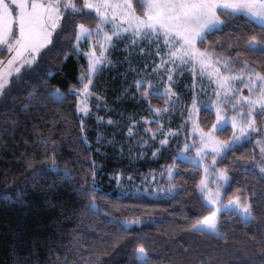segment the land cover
<instances>
[{
    "label": "trees",
    "instance_id": "1",
    "mask_svg": "<svg viewBox=\"0 0 264 264\" xmlns=\"http://www.w3.org/2000/svg\"><path fill=\"white\" fill-rule=\"evenodd\" d=\"M89 11L91 18L77 16L74 23L94 27L96 13ZM225 15L228 22L210 31L198 46H209L216 53L213 57L227 58L235 70H243L247 61L264 74V52L245 44L253 36L264 39L260 27L242 13L233 16L227 10ZM74 42L73 30L60 32L38 63L12 74L0 99V264H53L66 254L69 261L79 259L81 264H141L135 254L140 244L148 251L149 264H252L253 257L260 264L256 239L264 233V179L254 166L256 149L251 140L233 145L216 165L229 175L221 189L224 202L241 195L252 208L253 219L245 223L238 213L223 210L219 234L191 230L213 208L201 206L203 197L197 189L201 168L174 159V145L180 139L172 137L175 143L155 154L152 145L142 152L135 145L130 153L124 144L132 139L134 121L138 127L142 118L153 115L150 108L168 104L163 95L141 99L144 88L137 89L136 79L142 55L135 44L126 49V42L119 40L109 48L111 63L95 75L87 113L76 111V95L59 102L45 95L56 88L64 92L70 86L83 87L78 77L86 71L87 61L73 50ZM87 82L85 78L83 83ZM176 92L181 103L172 112L177 113L175 120H163L167 127L179 126L192 95L191 89L180 85ZM197 118L200 128L208 131L215 114L201 105ZM156 124L151 121L150 126ZM232 134L228 125L214 132L223 140ZM41 138L57 142L58 166L66 167L71 176L47 167L51 160H44L45 148L36 144ZM173 164V179L147 184L150 175ZM93 172L98 190L88 187ZM169 183L177 190L159 191ZM90 201L96 210L89 208ZM123 220L143 222L125 228L116 223Z\"/></svg>",
    "mask_w": 264,
    "mask_h": 264
},
{
    "label": "snow or ice",
    "instance_id": "2",
    "mask_svg": "<svg viewBox=\"0 0 264 264\" xmlns=\"http://www.w3.org/2000/svg\"><path fill=\"white\" fill-rule=\"evenodd\" d=\"M137 8L140 9V15L137 14ZM109 9H111L110 22L113 25L114 31L106 32L102 30V25L109 21ZM89 10H94L96 13L97 23L95 28L86 27L83 23H74L77 16H82L85 19L91 18ZM223 10V11H222ZM227 10H231L234 16L237 12H243L245 16H251L256 24L260 27L264 34V0H137L134 5L133 0H83V3H77L76 0H0V49L6 48L8 52L7 63L0 59V99L5 94L6 88L10 86V77L13 73H20L26 65L38 63V57L43 55L48 46L53 45L56 36L60 32L73 30L75 33V43L72 45L73 50L79 53V43L82 37H87L89 40V50L84 53L87 57V68L78 77V82L83 84L81 89H76L70 86L66 91L62 92L59 88L46 92L45 95L62 101L66 95L80 96L89 95V88L92 86L95 75L99 72L105 63H111L107 60L105 54L115 37L119 36L121 31L131 32L133 34L132 44L136 42V37L146 36L151 43L156 45L155 55L159 58L160 63L156 65V70L167 68L169 64L175 65L179 62V66L183 67L187 64H192L193 68L199 63L201 69L208 64V58L216 55L215 52L209 51V46L204 49L198 47L210 33V31L218 30V26L228 22L229 17L225 15ZM117 17L119 19L117 20ZM126 27L121 28V25ZM102 33V37H101ZM96 35L93 40L92 36ZM163 37V44L160 39ZM246 46L255 50L257 45L260 46V51L264 52V39L257 40L255 36L245 41ZM99 46V54L95 50V46ZM131 46V45H130ZM221 47L222 45H217ZM67 55V54H66ZM221 61L227 63L230 61L227 58H221ZM155 63V61H153ZM244 69L241 72L248 71L249 75V95L238 96L237 101L246 103V111L241 108L238 115L248 117L247 121L237 119L234 115L231 117V126L233 129L232 136L227 141H221L212 135V132L219 129L227 120L226 116H222V109L216 107V121L213 128L209 129L207 134L201 132L200 144L201 147L196 148V156L200 158V164L204 168L205 176L197 184V189L201 193L202 207H211L214 210L210 211L202 219L197 220L190 226L193 231L208 230V234L218 233L217 215L221 210L238 211L240 217L245 223L253 219L252 208L249 204H240V197L229 199L226 203L223 200L221 189L224 182L229 180L228 171L225 169H216L217 180L213 181L217 187L215 191L208 190V173L210 168H214L216 163H219L218 157H222L228 150L232 148L238 141L249 134L251 129L256 127L254 119H252L253 110L258 106L261 111H264V74L251 68L247 61H244ZM131 70V69H129ZM169 73L168 80L164 81L161 77V83L165 84L163 91L152 92L153 84L141 78L136 81L137 89L143 87L144 91L140 93L141 99H149L151 95H163L170 98H176L172 92L170 85L172 84V73L175 68H167ZM146 72V70H145ZM153 73H147L149 75ZM254 73V75H253ZM210 76L215 77V82L225 92L229 91V85L235 79L233 76L221 75L218 71L210 73ZM87 78L88 83H83ZM252 85H258L259 93L253 99V93L256 88ZM34 94L30 93V97ZM219 96V91H217ZM135 99V94H133ZM169 101H166L167 104ZM81 101H77V112L87 113V106L81 107ZM220 101H213L214 105H218ZM240 106L239 103L234 107ZM150 111L159 114L164 109L156 108L149 109ZM188 119H191L189 117ZM111 123V121H109ZM196 128L199 125L193 121ZM136 122H133L135 126ZM147 131V130H146ZM163 129H158L157 132H162ZM157 133H154V135ZM167 137L168 133H163ZM161 145L168 143V140H161ZM37 146H44V160H51V164L47 167L56 172H62L64 176H71L72 173L65 167L60 169L57 163L58 153L55 151L57 142L49 141L47 138H41L36 141ZM192 146H195V141ZM189 146L185 145L187 149ZM53 150L49 155L47 149ZM211 149L212 161L208 165L205 162V156L208 155L207 149ZM155 154V153H154ZM180 159H192L187 157L183 152L177 154ZM176 157H174L175 159ZM264 164V161H262ZM92 167H95L92 162ZM175 165H170L167 169L169 180L174 178ZM261 178L264 179V166L260 167ZM88 187L98 190L95 183V172H93V181ZM177 190V186L169 183L164 189L159 191L171 192ZM86 194V193H85ZM89 208L96 210L95 202H89ZM141 220L133 221H116L122 227H129L132 224L142 223ZM256 243L260 245L259 257L260 264H264V233L259 234ZM135 254L141 264H149L148 251L145 245H137ZM53 264H81V260L73 259L69 261L67 254L65 259L59 257L53 261ZM205 264V262H201ZM252 264H255L253 257Z\"/></svg>",
    "mask_w": 264,
    "mask_h": 264
},
{
    "label": "rangeland",
    "instance_id": "3",
    "mask_svg": "<svg viewBox=\"0 0 264 264\" xmlns=\"http://www.w3.org/2000/svg\"><path fill=\"white\" fill-rule=\"evenodd\" d=\"M108 11H109V21H106L105 24L102 25L101 27L103 31L111 32L114 31L113 25L110 22L111 9H109ZM137 14L140 15L142 13L137 11ZM118 19L119 17H117V20ZM95 26L90 28H95ZM123 27H126V25L122 24L121 28ZM101 37H102V33H101ZM96 38L97 37L94 34L92 36V39L95 40ZM119 40H123L126 42L124 46L126 49H129L130 47L132 48L133 34L131 32L121 31L120 35L115 37V39L106 49L105 54L107 56V60H108L109 48L113 44L115 45L116 42ZM160 43L163 44V37H161ZM135 45L137 47V50H135L137 54L142 55V58H140L141 61H139L137 64V68L139 70V77H137L136 80H140L141 78H143L146 82L145 86H147V81H151L153 84L152 92H157V91L162 92L165 87V84L160 82L161 77L163 78L164 81H167L169 75L167 68L174 67L175 71H173L172 73V84L170 85V87L172 89V92L175 93L176 98H170L167 96L169 102L165 107H163L164 111H162L159 114L153 112L152 116L145 117L140 120L141 121L140 126L138 127L133 126L129 131V133H132V139L131 140L128 139L126 140L127 142H124V144H126L127 146L126 148L131 153V151H134V146L137 145L140 148V151L142 152L143 150H145V147H147L148 145H152L153 146L152 153H154L156 149H158L159 151L161 147L163 146L166 147L169 146L170 143H175V142H171V139L172 137L177 136V138L180 140L179 142L177 141L179 145H174L175 147L174 156L179 158L177 154L183 152L187 157H192V159H181V160L199 166L202 170V177H204L205 176L204 168L200 164V158L196 156V148L201 147L200 144L201 132L207 134L209 130L204 131L200 128V126L198 128L194 126L193 121H195L198 124V118H197L198 108L199 106L202 105L211 109L215 114V119H214L215 122L216 107L219 106L222 109L221 115L227 117V120L221 125L220 128H223L226 125L232 128L231 117H233L234 115L237 116L238 120L242 119L246 122L248 117L246 115L241 116L238 114L241 112V108H243L246 111L248 106L246 103L238 102L237 97L249 95V90H248L249 81L247 80L249 72L244 71L242 77L241 76L242 70L233 69L230 63H227V66H225V63L222 62L221 59L210 56L208 58V64L204 67L203 70L201 69L199 63L195 65V68H193L192 64H187L183 67H180L179 62L177 61L175 65L169 64L167 68L156 70L155 73H153V70L156 69V65L160 63L159 58L155 55L156 45L154 43H151L149 38L146 36L136 37ZM89 47L90 44L88 38L82 37L79 43V52L84 55V53H86L89 50ZM259 49L260 46L257 45L255 50H259ZM95 50L97 54H99L100 50L98 45L95 46ZM85 58L87 61L86 56ZM153 61H155V63ZM216 71H218L221 75H228L235 77V79L229 85V91L225 92L224 89L220 88L219 85L215 82V77L210 76V73ZM147 73H153V74L149 75ZM178 85L183 86L184 88L191 89L192 95L190 96V102L188 103V105H186V112L184 117L182 118V122L179 123V126L174 128L169 126L167 127L164 121L168 122L170 119L175 120V116H177V113H172V112H175L176 109L174 107L179 106L181 103V95L176 92V88ZM252 86L256 88V92L252 94L253 99H255L256 95L259 93V87L258 85H252ZM181 91L182 90L178 89L179 93ZM217 91H219V96H217ZM88 97L89 95L85 96L83 95V93L80 96H77V101L80 100L82 102L81 107L87 106L88 108V99H89ZM213 101H220L221 103H219L218 105H214ZM237 103H239L240 106L234 107V105H236ZM81 113L84 114L83 112ZM189 117H191V119H188ZM252 119H254L256 127L254 129H251L249 134L245 135L243 139H241L237 143L245 139L251 140V142L253 143L256 149L254 166L257 169V171L260 173V167L264 166V164H262V161H264V111H261L257 106L253 110ZM151 121L152 122L155 121L158 124L152 127L150 126ZM213 124L210 129L213 128ZM161 128L163 129V131L157 132V130ZM216 130L212 132L213 136H215L214 132ZM154 133L157 134L154 135ZM163 133H168L167 137H165ZM215 138L221 141L228 140V139L227 140L219 139L216 136ZM165 139L168 140V143L161 145L160 141ZM154 140H156L157 142H153ZM194 141H195V146L193 147L192 144ZM185 145H188L189 147L186 149ZM206 151L207 153H209L208 155L211 156V149L209 148ZM208 155H206L204 159L206 164L210 165L212 161V157L210 159H207ZM216 169H221V168H219L215 164L214 168L209 169V173L207 174L208 183L205 191L208 190L215 191L217 185L216 183H213V181L217 180ZM161 179H164V181L169 182V174L167 168H163L157 175L155 174L150 175L147 184L149 183V186L151 185L155 186V184L159 183ZM225 183L226 182H224V184ZM235 197H240L241 205L245 203L248 204L247 199L243 198L241 195H237ZM227 211L238 213V211L235 210H227ZM220 212L217 215V222ZM123 221H132V220H123ZM204 231L208 232L207 229H205Z\"/></svg>",
    "mask_w": 264,
    "mask_h": 264
},
{
    "label": "crops",
    "instance_id": "4",
    "mask_svg": "<svg viewBox=\"0 0 264 264\" xmlns=\"http://www.w3.org/2000/svg\"><path fill=\"white\" fill-rule=\"evenodd\" d=\"M238 13H242L244 14L243 12H238ZM245 15V14H244ZM250 18H252L251 16H248ZM5 49V53H0L1 54V58L4 60L5 64L7 63V56H8V52H7V49L6 48H3ZM1 50V49H0ZM0 67H3V65H0ZM14 74V73H13Z\"/></svg>",
    "mask_w": 264,
    "mask_h": 264
}]
</instances>
